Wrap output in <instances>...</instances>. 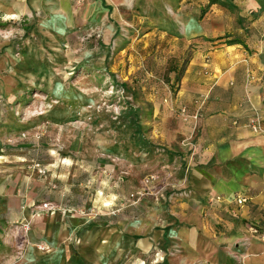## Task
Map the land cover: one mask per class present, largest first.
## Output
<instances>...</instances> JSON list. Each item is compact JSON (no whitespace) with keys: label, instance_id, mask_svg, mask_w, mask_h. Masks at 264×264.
Returning <instances> with one entry per match:
<instances>
[{"label":"rangeland","instance_id":"rangeland-1","mask_svg":"<svg viewBox=\"0 0 264 264\" xmlns=\"http://www.w3.org/2000/svg\"><path fill=\"white\" fill-rule=\"evenodd\" d=\"M144 5L128 3L124 18L109 22L0 14V264H63L64 247L38 262L28 256L49 246L32 224L38 215L67 208L99 218L94 198L104 183L131 191L132 177L158 181L174 163L191 167L198 128L184 132L182 81L189 69L200 79L202 63L234 39H188L165 20L144 19ZM172 60L179 71L168 84Z\"/></svg>","mask_w":264,"mask_h":264},{"label":"crops","instance_id":"crops-1","mask_svg":"<svg viewBox=\"0 0 264 264\" xmlns=\"http://www.w3.org/2000/svg\"><path fill=\"white\" fill-rule=\"evenodd\" d=\"M80 1L0 0V14L28 22L96 16L109 22L124 18L126 4L143 2L144 19L165 20L188 39L236 42L211 53V63L195 74L200 79L189 69L182 81L184 132L198 128L191 167L174 163L150 185L132 177L131 191L123 185L115 192L104 183L94 198L99 218L67 208L38 215L31 223L40 225L49 246L39 254L33 247L28 256L38 262L64 247L63 264H264V239L253 231L264 234V0ZM215 196L223 200L212 204ZM237 196L248 203L238 206ZM113 209L118 216L108 215Z\"/></svg>","mask_w":264,"mask_h":264},{"label":"built area","instance_id":"built-area-1","mask_svg":"<svg viewBox=\"0 0 264 264\" xmlns=\"http://www.w3.org/2000/svg\"><path fill=\"white\" fill-rule=\"evenodd\" d=\"M182 116L185 118V119H187L188 118V115H187V111H186V108H183L182 109ZM251 128H252V130L253 131H259V125L256 123V122H254V121H252V123H251ZM153 180H155V177H150V178H147L146 179V183H149V182H151V181H153ZM223 200V198L221 197V196H215V197H213L212 199H211V203L212 204H217V203H220L221 201ZM248 198L246 197V196H237L236 197V199H234V201L237 203V205L238 206H240V207H242V206H244L245 204H247L248 203ZM120 212V210L119 209H116V210H111L110 211V214L111 215H116V214H118ZM25 228H26V230L28 231L29 229H30V226L29 225H26L25 226ZM254 231V233L256 234V235H258V236H260L262 239H264V234L263 233H261L260 231H258V230H256V229H254L253 230ZM158 259H163V257H161V258H158ZM157 259V260H158Z\"/></svg>","mask_w":264,"mask_h":264},{"label":"trees","instance_id":"trees-1","mask_svg":"<svg viewBox=\"0 0 264 264\" xmlns=\"http://www.w3.org/2000/svg\"><path fill=\"white\" fill-rule=\"evenodd\" d=\"M211 2L213 3V2H215V0H211ZM232 42L235 43L236 40L234 39ZM177 62L178 61H176V60H172L171 61V64H169V67H168V70H167V80H166L168 84H172V80L170 79L171 78L170 77L171 74L178 75V71H179V68L178 67L179 66H178V63Z\"/></svg>","mask_w":264,"mask_h":264}]
</instances>
